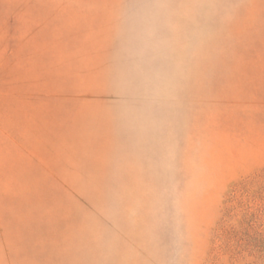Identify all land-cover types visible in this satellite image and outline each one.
Instances as JSON below:
<instances>
[{"label":"rangeland","instance_id":"rangeland-1","mask_svg":"<svg viewBox=\"0 0 264 264\" xmlns=\"http://www.w3.org/2000/svg\"><path fill=\"white\" fill-rule=\"evenodd\" d=\"M0 264H264V0H0Z\"/></svg>","mask_w":264,"mask_h":264}]
</instances>
